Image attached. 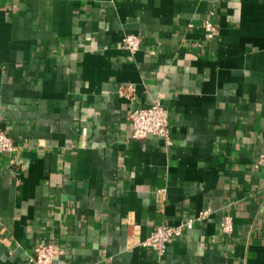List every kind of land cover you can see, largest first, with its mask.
<instances>
[{
  "label": "crops",
  "instance_id": "crops-1",
  "mask_svg": "<svg viewBox=\"0 0 264 264\" xmlns=\"http://www.w3.org/2000/svg\"><path fill=\"white\" fill-rule=\"evenodd\" d=\"M153 98L168 146L131 138ZM0 129L26 161L0 156V264L48 240L53 264H264V0H0ZM202 209L161 257L139 245Z\"/></svg>",
  "mask_w": 264,
  "mask_h": 264
},
{
  "label": "built area",
  "instance_id": "built-area-1",
  "mask_svg": "<svg viewBox=\"0 0 264 264\" xmlns=\"http://www.w3.org/2000/svg\"><path fill=\"white\" fill-rule=\"evenodd\" d=\"M192 25V24H189ZM202 26L206 30V38L211 39L217 32V25L209 18L202 21ZM141 45V36L138 34H126L123 41V47L129 52L136 51ZM130 95L132 88H129ZM132 95V94H131ZM128 118L131 122V138L144 139L148 135H156L160 137L166 146L171 144L170 124L168 110L165 108L158 98H153L147 106L133 107ZM17 150V145L12 137L4 130L0 129V156H7L10 165L25 167L26 161L13 155ZM256 167L264 169V143L255 163ZM262 188L264 189V177L262 180ZM209 209H202L195 216H184L177 224H156L152 226L149 234L139 241V245L152 248L157 257H161L167 250L169 244L186 230L192 229L196 222L208 217ZM133 224V225H132ZM130 230L133 234L137 233V225L133 222ZM221 229L223 232H229L232 229L231 217L226 215L221 221ZM61 253V249L57 247L53 241H44L36 243L33 248V254L29 256L30 264H53L55 257Z\"/></svg>",
  "mask_w": 264,
  "mask_h": 264
}]
</instances>
